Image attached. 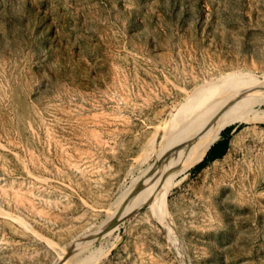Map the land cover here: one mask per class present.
Here are the masks:
<instances>
[{"label":"rangeland","instance_id":"rangeland-1","mask_svg":"<svg viewBox=\"0 0 264 264\" xmlns=\"http://www.w3.org/2000/svg\"><path fill=\"white\" fill-rule=\"evenodd\" d=\"M0 264H264V0H0Z\"/></svg>","mask_w":264,"mask_h":264},{"label":"bare ground","instance_id":"bare-ground-1","mask_svg":"<svg viewBox=\"0 0 264 264\" xmlns=\"http://www.w3.org/2000/svg\"><path fill=\"white\" fill-rule=\"evenodd\" d=\"M222 88H225V87L212 86V85H207V84L201 86V89H200L201 94L194 98L192 104L189 106V109H188L189 113H191L192 116L196 117V116L204 113V112H201V110L203 108V105L205 103H207L210 98L214 99L218 95H225V94H230V93H240V92L244 91V88L242 89L241 87H236L234 89L220 90ZM236 98L237 97H234L232 101L226 102V105L227 104H230V105L231 104L232 105L238 104V103H236L237 102ZM233 101H235V103H233ZM213 111L217 112V111H219V108L211 107L208 112L210 113ZM188 117H189V114H188ZM195 120H197V119H195ZM230 121L231 120L226 119V120H222L220 122L211 123L210 121L205 119L200 125H198L197 124L198 122H196V124L198 126L192 125L194 127H192V129H190L189 131L187 130V134L183 137L182 141L172 143L168 148H165L157 157V160L159 162L161 161L162 164H161V166H159V168L155 172V174L153 172L154 179L152 178L153 181H152V179H151V181H152L154 188L151 190L149 189V191L147 192V194L144 197V201L146 202V200L149 199L150 201H148V203H150L151 201L159 203L163 199L164 193L167 189L166 179L171 176V174L174 170L175 163L173 162L172 157H173V151L176 148L180 147L186 141H188L190 138H192L194 136L205 133V132L212 130V129H216L217 127L224 128L225 126H227L229 124ZM247 123H252V121L247 120ZM186 125H187V123H186ZM189 125H191V124H189ZM147 175H149V174L147 173ZM150 175H151V173H150ZM141 197H140V199H141ZM111 227H112L111 225L108 228L106 227L103 231H101V233L102 234L105 233ZM99 233H100V231H97V233L93 234L91 237L86 238L85 240H82L79 243L75 244V246L77 247L76 250L81 249L84 246L90 245L92 242H94L95 236Z\"/></svg>","mask_w":264,"mask_h":264},{"label":"trees","instance_id":"trees-1","mask_svg":"<svg viewBox=\"0 0 264 264\" xmlns=\"http://www.w3.org/2000/svg\"><path fill=\"white\" fill-rule=\"evenodd\" d=\"M244 124H237L236 126H228L227 128H225L224 130L221 131L220 133V138L210 146V148L208 149L206 155L204 156L203 160L196 164L195 169H201L203 168L207 163L212 162L216 159L222 158L224 156V154L227 151L228 148V143H229V136L230 133L233 131V129H239L240 127H242ZM218 147L215 154L209 157V153L211 152V150L215 147Z\"/></svg>","mask_w":264,"mask_h":264},{"label":"crops","instance_id":"crops-1","mask_svg":"<svg viewBox=\"0 0 264 264\" xmlns=\"http://www.w3.org/2000/svg\"><path fill=\"white\" fill-rule=\"evenodd\" d=\"M224 129L225 128L212 129L195 136L189 148L191 156L206 155L210 146L218 140L221 131Z\"/></svg>","mask_w":264,"mask_h":264},{"label":"water","instance_id":"water-1","mask_svg":"<svg viewBox=\"0 0 264 264\" xmlns=\"http://www.w3.org/2000/svg\"><path fill=\"white\" fill-rule=\"evenodd\" d=\"M234 129H235V128H234ZM234 129H233V130H234Z\"/></svg>","mask_w":264,"mask_h":264}]
</instances>
